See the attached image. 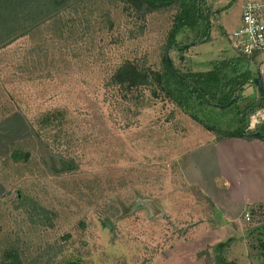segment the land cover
I'll list each match as a JSON object with an SVG mask.
<instances>
[{
    "label": "rangeland",
    "instance_id": "obj_1",
    "mask_svg": "<svg viewBox=\"0 0 264 264\" xmlns=\"http://www.w3.org/2000/svg\"><path fill=\"white\" fill-rule=\"evenodd\" d=\"M245 1L205 0L211 10L209 41L190 45L183 59L170 54L174 65L202 72L212 61L235 58L229 34L240 23ZM97 9L88 31L75 17L76 26L62 32L48 22L0 49V247L19 239L32 255L41 245L61 244L63 256L80 264H213L212 247L229 239L222 252L227 261L264 264V208L249 205L235 220L224 214L238 213L256 197V184L264 182V148L258 149L261 161L249 146L228 145L225 151L236 163L211 171L230 187L209 183L214 199L209 203L182 170L215 136L162 96L145 91L135 105L109 84L125 60L158 64L172 13L142 19L122 5L102 3ZM255 64L241 63L237 70L254 73ZM256 95L251 83L241 97ZM56 110L64 114L70 141L57 151L71 156L76 169L61 168L43 150L25 164L14 163L10 145L27 143L29 125L37 129V121ZM197 116L225 130L238 123L235 106L201 107ZM255 124L250 118L248 129ZM245 164L257 165V176L243 171ZM28 200L43 208V224L30 216ZM204 251L208 254L198 255Z\"/></svg>",
    "mask_w": 264,
    "mask_h": 264
},
{
    "label": "trees",
    "instance_id": "obj_2",
    "mask_svg": "<svg viewBox=\"0 0 264 264\" xmlns=\"http://www.w3.org/2000/svg\"><path fill=\"white\" fill-rule=\"evenodd\" d=\"M102 3L111 7L122 5L125 9L138 13L142 19L149 13H172L171 25L158 64L152 66L146 60H125L111 74L109 84L121 92L125 102L139 105L147 91L155 99L162 96L202 124L215 136V142L227 139L264 142V120L255 124L252 130L248 129L250 118L264 109V86L257 72L237 70L239 64L256 62V58L247 60L236 55L231 60L212 61L209 63L210 69L202 72H183L170 58V54L174 53L179 55V59H183V54L190 45L209 41L211 10L204 6L205 0H0V49L48 22L57 25L62 32L74 28L76 24L73 23L76 21L77 25H85L82 29L88 31L97 22L95 12ZM254 80H257V98L244 100L241 97L243 89L254 83ZM239 104L242 106L239 107ZM231 106L236 108L238 121L234 129L215 128L197 119L201 107L227 109ZM37 125V129L29 125L30 137L27 143L10 145L9 158L14 163L25 164L34 153L43 150L41 153L58 159L61 168L65 167L67 171L76 169L71 156L62 155L56 148L61 144L70 145L64 130L65 117L62 111L45 113L37 121ZM51 132L55 133L52 134L53 137L48 135ZM50 140L53 143L51 146L48 142ZM23 200L24 197L21 204ZM259 205L264 208V203ZM26 206L30 210V216L39 218V221L43 219V208H39L38 204H29L28 200ZM67 237L64 235L61 239ZM229 241L219 242L212 247L213 264H236L227 261L222 255ZM6 244V249L0 247V264H80L78 259L63 256L64 246L61 244L41 245L32 255L24 250L27 248L22 246L19 239L8 240ZM202 254L208 252L198 253L199 256Z\"/></svg>",
    "mask_w": 264,
    "mask_h": 264
},
{
    "label": "crops",
    "instance_id": "obj_3",
    "mask_svg": "<svg viewBox=\"0 0 264 264\" xmlns=\"http://www.w3.org/2000/svg\"><path fill=\"white\" fill-rule=\"evenodd\" d=\"M255 65L258 69V71L256 70V72L258 73V75L261 79V82L264 86V69H263V71L261 70V67L264 68V55L257 58ZM249 86H250V84L245 86L243 89V92ZM255 97L257 98V95L254 96L253 99H255ZM256 117H257V119H259V121L256 120ZM251 118H253L255 120L256 124L260 121H263L264 120V109L258 111ZM228 145L234 146V147H240L241 146L243 148H245L246 146H249L251 149L255 150V152H256L255 155H256L257 159L259 157L262 161L263 153L259 152L258 149L264 148L263 142H261L259 140H253V141L249 142V141H245V140H241V139H227V140H223V141H219V142L213 141V142L208 143L206 146H202L201 148L197 149L196 154H191V156H190V160H189V164H188L189 166L187 168L185 167L186 169L183 168V170H182V176L185 179V181L189 185L195 186L197 188V190L201 193V195L203 197L207 198L209 201H211L212 204L214 202L213 201L214 199L212 198V196L210 195V193L207 190V186H209V188L212 189L209 183H212L214 185L216 183H218V184L220 183L222 188L230 187V183L228 182L227 179H225V177L223 175L212 174V171H211L212 167L226 168L229 166L230 163H231V166L236 163V162L232 161L233 155L228 154V152L225 151V150H227L228 147H230ZM204 149H205V151H204ZM201 150H203V151H201ZM199 151H201V152L197 153ZM186 158H187V156H186ZM244 158H247V157H244ZM221 163H222V165L220 166ZM242 167H243V171H249L251 173V175L255 174L257 176V174H258L257 165L245 164ZM232 169H233L234 173L237 174V167L234 166ZM225 170H227V169H225ZM203 174L206 177H202ZM205 179L208 181H204ZM256 189H257V190H255L256 191V194H255L256 197L251 199V201H249L248 203L242 204L241 207H243L244 209L239 208V210H238L239 212L236 214L230 213V212L224 213L225 216L228 217L230 215V216H232L231 218L233 220H235L236 218H239L242 216V214L245 211V208L247 206L257 205L259 203L263 204L264 203V182L262 181V179H260L259 186L256 184ZM214 205H216V203H214ZM216 206H218V205H216Z\"/></svg>",
    "mask_w": 264,
    "mask_h": 264
},
{
    "label": "built area",
    "instance_id": "obj_4",
    "mask_svg": "<svg viewBox=\"0 0 264 264\" xmlns=\"http://www.w3.org/2000/svg\"><path fill=\"white\" fill-rule=\"evenodd\" d=\"M236 55L247 60L264 55V0H247L243 4L240 23L229 34Z\"/></svg>",
    "mask_w": 264,
    "mask_h": 264
},
{
    "label": "water",
    "instance_id": "obj_5",
    "mask_svg": "<svg viewBox=\"0 0 264 264\" xmlns=\"http://www.w3.org/2000/svg\"><path fill=\"white\" fill-rule=\"evenodd\" d=\"M254 84H256V85H257V80H254ZM107 226H108V224H107Z\"/></svg>",
    "mask_w": 264,
    "mask_h": 264
}]
</instances>
